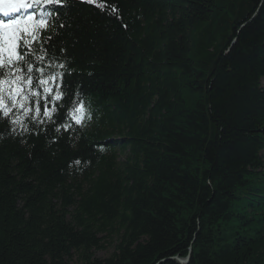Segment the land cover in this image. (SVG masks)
<instances>
[{
  "label": "trees",
  "instance_id": "1",
  "mask_svg": "<svg viewBox=\"0 0 264 264\" xmlns=\"http://www.w3.org/2000/svg\"><path fill=\"white\" fill-rule=\"evenodd\" d=\"M47 7L83 123H0V264H264V0Z\"/></svg>",
  "mask_w": 264,
  "mask_h": 264
},
{
  "label": "snow or ice",
  "instance_id": "2",
  "mask_svg": "<svg viewBox=\"0 0 264 264\" xmlns=\"http://www.w3.org/2000/svg\"><path fill=\"white\" fill-rule=\"evenodd\" d=\"M62 3L63 0H0V15L6 18L0 20V123L23 127L20 114L28 117L33 112L31 104L35 106V114L30 118L38 123L44 122L37 119L41 112L53 122L67 115L74 124L83 123V116L78 114L84 111L85 105L82 101L73 102L67 91L66 65L48 59L50 49L40 43L51 40L42 34L55 30L48 23L53 14L47 6ZM111 10L116 9L111 6ZM57 68L64 71H56ZM60 127L67 131L71 125Z\"/></svg>",
  "mask_w": 264,
  "mask_h": 264
},
{
  "label": "rangeland",
  "instance_id": "3",
  "mask_svg": "<svg viewBox=\"0 0 264 264\" xmlns=\"http://www.w3.org/2000/svg\"><path fill=\"white\" fill-rule=\"evenodd\" d=\"M263 83H264V81H263ZM263 157H264V152H263ZM111 252H112V248L109 247L106 250H100V251L95 252V255H96V257L105 258V257H108ZM69 264H75V263L70 262Z\"/></svg>",
  "mask_w": 264,
  "mask_h": 264
},
{
  "label": "water",
  "instance_id": "4",
  "mask_svg": "<svg viewBox=\"0 0 264 264\" xmlns=\"http://www.w3.org/2000/svg\"><path fill=\"white\" fill-rule=\"evenodd\" d=\"M188 261V256L185 259H178V262L181 264H185Z\"/></svg>",
  "mask_w": 264,
  "mask_h": 264
},
{
  "label": "bare ground",
  "instance_id": "5",
  "mask_svg": "<svg viewBox=\"0 0 264 264\" xmlns=\"http://www.w3.org/2000/svg\"><path fill=\"white\" fill-rule=\"evenodd\" d=\"M3 17V16H2Z\"/></svg>",
  "mask_w": 264,
  "mask_h": 264
}]
</instances>
